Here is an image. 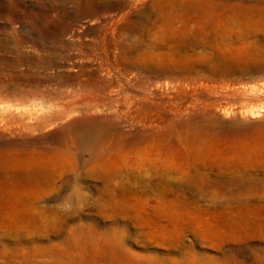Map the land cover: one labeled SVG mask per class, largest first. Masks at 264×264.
<instances>
[{"label":"rangeland","instance_id":"374dc122","mask_svg":"<svg viewBox=\"0 0 264 264\" xmlns=\"http://www.w3.org/2000/svg\"><path fill=\"white\" fill-rule=\"evenodd\" d=\"M240 1L0 0V264L264 256L227 225L264 215V12Z\"/></svg>","mask_w":264,"mask_h":264},{"label":"bare ground","instance_id":"6f19581e","mask_svg":"<svg viewBox=\"0 0 264 264\" xmlns=\"http://www.w3.org/2000/svg\"><path fill=\"white\" fill-rule=\"evenodd\" d=\"M211 1V0H210ZM251 2V1H250ZM255 2V1H254ZM249 3V2H247L246 0H241L238 4H236V8H237V10L239 11V13H240V15L242 14V16L243 15H248L249 16V14H254L253 16H255V15H260V14H263L262 12H264V8L263 7H260L259 5H260V2L259 1H257V2H255V3ZM228 3V2H227ZM226 3V4H227ZM234 3H235V1H234ZM229 7H230V5H229ZM233 7H235V6H233ZM224 10V9H223ZM220 11H221V9H220ZM215 12H217L216 10H215ZM237 14V13H236ZM238 15V14H237ZM264 15V14H263ZM252 16V15H251ZM261 16V15H260ZM259 16V17H260ZM212 17V16H211ZM247 16H245V18H246ZM232 19V18H231ZM261 19V18H260ZM229 20H230V18H229ZM234 20V19H233ZM259 20V19H258ZM256 21H257V18H256ZM229 22H231V21H229ZM229 22H227V23H229ZM224 23V22H223ZM231 26H232V24H231ZM224 27H226V25L224 26ZM230 27V26H229ZM230 28H232V27H230ZM236 28V27H235ZM227 29V28H226ZM234 29V28H233ZM230 30V29H229ZM231 32V31H230ZM223 33V32H222ZM88 127V126H87ZM88 130V129H87ZM86 129L84 130H82V131H80V133H79V138H80V140H81V142L82 143H88V141H91V139L89 140V135H88V131H87ZM91 130V129H90ZM89 133H91V131L89 132ZM63 139H65V138H63ZM81 143V144H82ZM91 143V142H90ZM59 144V143H58ZM126 145V144H125ZM51 146V145H50ZM49 146V147H50ZM54 147H55V145H54ZM63 148V147H62ZM120 149V148H119ZM112 150V149H111ZM93 151V150H92ZM106 151V152H105ZM105 154L107 153L108 154V152H107V149H105ZM108 151H110V150H108ZM24 152H25V149H24ZM95 152V151H94ZM100 152H101V150H100ZM99 152V153H100ZM113 152V151H112ZM115 152H117L116 154H118V152H119V150H115ZM121 152H123V151H121ZM106 154V155H107ZM115 154V153H114ZM116 154H115V156H116ZM41 155V154H40ZM120 155V154H119ZM61 159H66V157H65V154H64V152H61L59 155H58ZM93 157H94V155H92ZM104 155L102 154L100 157H99V159H97V160H100L101 161V164L100 165H106V164H108V163H110V160H108V159H106V157H103ZM110 156V155H109ZM25 157V156H24ZM54 157V156H53ZM55 158V157H54ZM54 158H50V161H55V159ZM92 158V157H91ZM112 157H110V159H111ZM58 159V158H57ZM125 159V158H124ZM124 159L122 160V162L124 163L125 161H124ZM49 160V159H48ZM112 160V159H111ZM115 160V159H114ZM117 160V159H116ZM37 161V160H36ZM126 161H127V164L129 165V163H128V160H127V158H126ZM47 162V161H46ZM118 162V161H117ZM120 162V161H119ZM91 163V162H90ZM126 163V162H125ZM124 163V164H125ZM126 164V165H127ZM37 165V164H36ZM119 165H120V163H119ZM128 165H127V167H128ZM116 167V166H115ZM60 168V167H59ZM123 168H124V166H123ZM117 169V168H116ZM115 169V170H116ZM125 169V168H124ZM120 170H121V167H120ZM123 170V169H122ZM42 171V170H41ZM47 171V170H46ZM60 171V170H59ZM67 171V170H66ZM31 172V171H30ZM121 172V171H120ZM124 172V171H123ZM28 173V172H27ZM37 173V172H36ZM125 173V172H124ZM60 174V173H59ZM46 175V174H45ZM118 175V174H117ZM52 177V176H51ZM144 177V176H143ZM25 178V177H24ZM35 178V177H34ZM30 179V178H29ZM139 179V178H138ZM41 180H43V179H41ZM33 181V180H32ZM45 181V180H44ZM2 183H3V186L4 187H6V188H8V189H10L11 191H14L13 189L14 188H16L17 189V183L14 181V180H12L11 178H7V179H4V180H2ZM263 183V182H262ZM261 183V184H262ZM264 185V184H263ZM42 186V185H41ZM41 186H40V188H41ZM143 187V186H142ZM146 188V187H145ZM250 188V187H249ZM145 190H148V189H145ZM247 190V189H246ZM250 190H252V189H250ZM258 190V189H257ZM264 190V189H263ZM29 191V190H28ZM248 191H249V189H248ZM130 192H132L131 190H130ZM135 192H136V190H135ZM147 191H144V194L146 193ZM162 192V191H161ZM256 192V196H257V191H254V193ZM42 193V192H41ZM123 193V192H122ZM138 193V192H137ZM150 193V192H149ZM242 193V192H241ZM248 193V192H247ZM262 193V192H261ZM133 194V193H132ZM146 194H148V192L146 193ZM251 194V193H250ZM264 194V193H263ZM20 195V194H19ZM29 195V194H28ZM118 195H119V193H118ZM138 195V194H137ZM150 195V194H149ZM148 195V196H149ZM146 196V195H145ZM152 197H154L153 195H151ZM151 196H149L150 198H151ZM240 196V195H239ZM250 196H252V195H250ZM259 196H261V195H259ZM264 196V195H263ZM113 197V199H112V201L113 200H115V198H114V196H112ZM121 197H123L122 196V194H121ZM120 197V198H121ZM139 198H140V196H138ZM147 197V196H146ZM258 197V196H257ZM18 198V197H17ZM24 198V197H23ZM32 198V197H31ZM124 198H125V200H128L129 201V203H131L130 202V200L132 201V198H134V196H132V195H124ZM145 198V197H144ZM162 198V197H161ZM254 198V197H253ZM253 198H251V201H252V199ZM261 198H263V197H261ZM5 199V198H4ZM109 199V198H108ZM142 199H143V197H142ZM152 199V198H151ZM28 200V199H27ZM35 201H36V199H34ZM109 200H111V199H109ZM258 200V199H257ZM34 201V202H35ZM122 201V200H121ZM127 201V202H128ZM138 201V200H137ZM141 201V200H140ZM142 201H144V203H142ZM141 201V204H144V206H147L148 207V205L149 204H152V201L150 200H148V198L147 199H144V200H142ZM256 201V200H255ZM8 202V201H7ZM19 202L20 203H22L21 202V200L20 201H18V200H16L15 202H13L11 205H10V212L9 213H11V214H14L15 212H16V209H17V207H18V205H19ZM114 202H116V201H114ZM139 202V201H138ZM137 202V203H138ZM151 202V203H150ZM258 202V201H257ZM125 203V202H124ZM253 203V205H255V203L256 202H252ZM263 204V202H261L260 201V203L259 204ZM113 204V203H112ZM111 204V205H112ZM127 204V203H126ZM133 204V203H132ZM135 204H136V202H135ZM139 204H140V202H139ZM138 204V205H139ZM258 204V203H257ZM116 205H118L117 203H116ZM137 205V206H138ZM159 205V204H158ZM245 205V204H244ZM21 205H19V207H20ZM31 206V205H30ZM131 206H133V205H131ZM135 206V205H134ZM136 206V207H137ZM141 205H139V207H140ZM152 206V205H151ZM250 206H252L251 204H250ZM260 206H262V205H260ZM8 207V206H7ZM109 207V206H108ZM107 207V208H108ZM118 207V206H117ZM129 207V206H128ZM249 207V206H248ZM253 207V206H252ZM255 207V206H254ZM264 207V206H263ZM1 208H3V205H1ZM138 208V207H137ZM137 208H135V209H137ZM141 208V207H140ZM143 208V207H142ZM145 208V207H144ZM152 208V207H151ZM150 208V209H151ZM158 208V207H157ZM260 208V207H259ZM55 209V208H54ZM127 209V208H126ZM131 209V208H130ZM132 209H133V207H132ZM131 209V210H132ZM147 209H149V208H147ZM155 209V208H154ZM250 209V208H249ZM261 209V208H260ZM263 209V208H262ZM139 210V209H138ZM38 211H40V210H38ZM132 211H134V210H132ZM140 211V210H139ZM139 211L137 212V213H139ZM257 211V210H256ZM256 211L254 212L255 214H257L258 213V211H260V210H258L257 211V213H256ZM0 212H2V211H0ZM135 212V213H136ZM148 212H150L149 210H148ZM163 213H164V211H162ZM230 212H232V210L230 211ZM234 212V211H233ZM142 213V212H141ZM146 213V212H145ZM156 213H158V214H160V212L158 211V212H156ZM229 213V212H228ZM253 213V214H254ZM262 213V212H261ZM16 214V213H15ZM40 214V213H39ZM143 214V213H142ZM220 214V213H219ZM226 214V213H225ZM260 214V213H259ZM64 215V214H63ZM156 215V214H155ZM166 215V214H165ZM231 215V214H230ZM229 215V216H230ZM258 215V214H257ZM263 215V214H262ZM262 215H260V217L257 219L256 218V220L254 219V220H250V219H248L247 220V218H246V220H244L243 219V217L242 216H240V217H242V220H239V219H241V218H239V219H237V216L238 215H236V216H234V217H236V222H235V224L233 223V224H231V223H229V224H227L229 227L228 228H230V232H231V234L229 235L231 238H229V239H231V240H233V238H237V237H239V236H242V235H246L247 237L248 236H250V237H252L253 239H254V237L253 236H255V237H259L260 239L261 238H263L264 239V215L262 216ZM12 216V215H11ZM146 216V215H145ZM163 216V215H162ZM226 216V215H225ZM247 216V215H246ZM2 217V216H1ZM43 217V216H42ZM152 217V216H151ZM157 218H158V216H156ZM161 217V216H160ZM159 217V218H160ZM228 217V216H227ZM248 217V216H247ZM251 217V216H250ZM250 217H248V218H250ZM255 217H257V216H255ZM48 218V217H47ZM147 218H148V215H147ZM162 218V217H161ZM216 218V217H215ZM214 218V219H215ZM218 218V217H217ZM229 218H232V216H230ZM46 219V218H45ZM152 219V218H151ZM155 219V218H154ZM163 219V218H162ZM219 219V218H218ZM226 219V218H225ZM228 219V218H227ZM253 219V218H252ZM47 220H49V219H47ZM156 220V219H155ZM155 220H154V222H155ZM215 220H217V219H215ZM220 220V219H219ZM219 220H218V222H219ZM230 222L232 221V219H228ZM134 221V220H133ZM145 221V220H144ZM228 221V222H229ZM149 222H151V221H149ZM158 222L160 223V221H159V219H158ZM157 222V223H158ZM212 222V221H211ZM226 222V221H225ZM225 222H222V224L223 223H225ZM2 223V222H1ZM152 223V222H151ZM217 223V222H216ZM46 224V223H45ZM49 224V223H48ZM146 224V223H145ZM219 224V223H218ZM221 224V225H222ZM211 225V224H210ZM220 225V224H219ZM18 225H16V227H17ZM50 226V225H49ZM217 226V225H216ZM218 227V226H217ZM234 227H236V229L235 230H233L234 229ZM11 228V227H10ZM18 228V227H17ZM222 228V227H221ZM227 228V227H226ZM10 230V229H9ZM229 230V229H228ZM16 230H14V232H15ZM13 232V231H12ZM218 233V232H217ZM223 235V234H222ZM226 235V234H225ZM224 235V236H225ZM214 236V235H213ZM226 237V236H225ZM247 237L245 238V240L247 239ZM217 238V237H216ZM221 238V237H220ZM243 238V237H242ZM222 239V238H221ZM220 239V240H221ZM249 239V238H248ZM257 239V238H256ZM93 240V239H92ZM224 240V238L221 240V241H223ZM228 239H226L225 238V242H228L227 241ZM239 240H240V238H239ZM235 241V240H234ZM237 242H238V240H236ZM249 241V240H248ZM263 241V240H262ZM69 242V241H68ZM91 244V245H90ZM72 245V248H73V251H70V250H66V251H64V252H62V253H58V255L53 259V260H44V261H42V262H40V263H33V264H88V263H91V264H120L121 263V261H117V260H114L113 259V257H111V256H106L104 253H102V251L99 249H96L95 248V245H96V247H97V245H99L98 244V242H96V241H90L89 242V245L90 246H93L94 248H93V253L92 254H85V248H83V245L82 244H80V243H77V242H75V244H71ZM71 245H70V247H71ZM223 246V245H222ZM98 248V247H97ZM110 248V247H109ZM120 248V247H119ZM123 248V247H122ZM122 248H120V249H122ZM119 249V250H120ZM39 252V251H38ZM37 252V253H38ZM49 252V251H48ZM76 252V253H75ZM47 253V252H46ZM54 253H55V251H54ZM43 254H45V253H43ZM43 254H41L40 253V255H42V256H44ZM55 254H57V252L55 253ZM128 254V253H127ZM127 254H125V261H122V262H126L127 264H133L134 262H133V260L127 255ZM198 254V253H197ZM197 254H195L194 255V257H193V259L190 261V262H187V263H178V262H174L173 260H172V262L171 263H169L168 261L167 262H162L163 264H215L213 261L210 263V260H209V262H208V259H207V262L206 261H204V259L202 258V256L200 257L199 255H197ZM236 254V253H235ZM53 255V254H52ZM239 255V254H238ZM237 255V256H238ZM242 255V254H241ZM51 256V255H50ZM243 257L245 256V255H242ZM231 257H232V255H231ZM263 257V258H262ZM261 257V255H257L253 260H248V259H243V260H238V259H231L229 256L227 257V258H225L226 259V262L224 263V264H264V256H262ZM157 258H159L158 256H157ZM205 258V257H204ZM239 258V257H238ZM249 258V257H248ZM118 259V258H117ZM154 259V258H153ZM163 259V258H162ZM166 259V258H165ZM172 259V258H171ZM174 259V258H173ZM137 260V259H136ZM212 260V259H211ZM34 260L32 259V262H33ZM136 262V261H135ZM143 262H144V260H143ZM148 262V261H147ZM146 262V263H147ZM150 262V261H149ZM183 262V261H182ZM31 263V262H30ZM140 263V262H139ZM135 264V263H134ZM137 264H138V262H137ZM145 264V263H144ZM149 264V263H148ZM152 264V263H151Z\"/></svg>","mask_w":264,"mask_h":264}]
</instances>
